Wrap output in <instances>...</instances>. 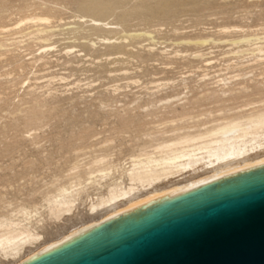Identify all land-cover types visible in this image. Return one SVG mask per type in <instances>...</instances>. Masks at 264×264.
Wrapping results in <instances>:
<instances>
[{
    "label": "rangeland",
    "instance_id": "obj_1",
    "mask_svg": "<svg viewBox=\"0 0 264 264\" xmlns=\"http://www.w3.org/2000/svg\"><path fill=\"white\" fill-rule=\"evenodd\" d=\"M252 36L264 0H0V215L264 109Z\"/></svg>",
    "mask_w": 264,
    "mask_h": 264
},
{
    "label": "bare ground",
    "instance_id": "obj_2",
    "mask_svg": "<svg viewBox=\"0 0 264 264\" xmlns=\"http://www.w3.org/2000/svg\"><path fill=\"white\" fill-rule=\"evenodd\" d=\"M31 20L49 23L47 18ZM91 22L94 31L103 30L101 19L94 18ZM81 32L76 29L71 33ZM34 33L48 41L54 32L45 26ZM208 42L201 40L197 44ZM230 44H250L257 51L251 56L264 61V37H244L231 40ZM119 54L123 52H115L114 56ZM226 86V83L218 84L210 94L226 95ZM259 86L264 88L262 84ZM182 139L180 143L159 147L166 149L155 156L147 153L133 156L117 179L110 178V174L93 172L85 185L62 186L40 205L0 215V264H24L97 227L165 199L264 168V109L252 110L246 115H224L212 129Z\"/></svg>",
    "mask_w": 264,
    "mask_h": 264
},
{
    "label": "water",
    "instance_id": "obj_3",
    "mask_svg": "<svg viewBox=\"0 0 264 264\" xmlns=\"http://www.w3.org/2000/svg\"><path fill=\"white\" fill-rule=\"evenodd\" d=\"M24 264H264V168L165 199Z\"/></svg>",
    "mask_w": 264,
    "mask_h": 264
}]
</instances>
